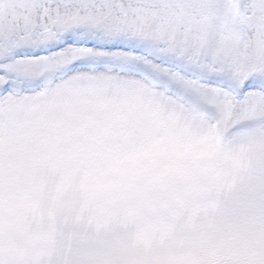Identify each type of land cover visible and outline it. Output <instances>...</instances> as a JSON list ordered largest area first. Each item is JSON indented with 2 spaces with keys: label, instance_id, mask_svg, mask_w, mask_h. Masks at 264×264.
<instances>
[{
  "label": "snow or ice",
  "instance_id": "obj_1",
  "mask_svg": "<svg viewBox=\"0 0 264 264\" xmlns=\"http://www.w3.org/2000/svg\"><path fill=\"white\" fill-rule=\"evenodd\" d=\"M105 92L264 155V0H0V183L33 102ZM249 213L264 220V192Z\"/></svg>",
  "mask_w": 264,
  "mask_h": 264
},
{
  "label": "rangeland",
  "instance_id": "obj_2",
  "mask_svg": "<svg viewBox=\"0 0 264 264\" xmlns=\"http://www.w3.org/2000/svg\"><path fill=\"white\" fill-rule=\"evenodd\" d=\"M64 99L33 102V107L24 114L22 137L18 144L36 153L34 188L37 198L32 208L25 205L21 213L7 209L5 221L0 226V243L18 247L12 241L19 240L22 234L31 233L35 228L37 264H67L65 260L71 257L76 259L91 250L96 251L95 247L101 243L97 239L93 244L88 239H81L79 243L74 242L71 236L61 238L63 235L60 232L54 235L48 233L53 230L52 226L79 225L85 229H98L106 236H103L105 240L102 241L105 249L110 245L129 242H133L131 245L135 247L134 241L139 236H144L147 231L155 236L162 224L183 225L179 230L183 231L191 219L199 221L195 227L193 255L200 256L201 264H215L205 261V248L210 254L212 249L218 252L221 262L217 264H236L225 258V246L233 242L231 238L239 239L235 248L241 245L240 250L243 253L246 251L244 256L248 263L262 264L264 237L244 228L246 217L240 213V210H249L246 206L252 204V193L262 191H249L252 180L244 181L240 176L244 172L232 164L240 165L230 163L224 171L226 155L222 150L213 154L207 149L194 148L193 143L185 141L176 132L160 129L164 125L154 122L151 115L129 106L119 105L101 114L89 97L79 99V102H61ZM42 103L47 105L39 106ZM90 122H105L110 127L109 131H102L100 135L88 130L85 137L98 145V149H91L90 154L93 156L101 151V143L111 145L115 153L107 155L105 162L107 166L118 168V172L113 175L103 176L98 168L97 173L92 175L82 164L79 166L69 161L71 152L79 151V144L75 140H78L77 131L86 128ZM187 122L194 121L188 118ZM58 132H63L67 137L72 136V140H59ZM211 139L214 143L212 136ZM130 152L135 153L133 157L122 161L121 155L126 156ZM260 161H264V155H260ZM164 162L172 167L169 172L160 170ZM173 166L176 169L174 171ZM180 198H183V202ZM1 200L4 204L3 198ZM213 206L222 208L225 220L220 224L226 227L220 238L211 244L210 239L206 242L201 240V235L205 222H215V219L203 216ZM191 209L199 215L197 218L187 215ZM134 230L140 231L138 236L133 234ZM237 230L244 235L236 234ZM180 235L182 237L183 234ZM26 240L28 242L29 238ZM78 243L79 246H76ZM11 250L4 255L8 261L12 264L28 263L25 259L18 260ZM143 251L144 248L138 247L137 262L149 264V255ZM104 256L111 264L135 263L131 258L117 253ZM165 258H162L164 264L172 263L171 259Z\"/></svg>",
  "mask_w": 264,
  "mask_h": 264
},
{
  "label": "bare ground",
  "instance_id": "obj_3",
  "mask_svg": "<svg viewBox=\"0 0 264 264\" xmlns=\"http://www.w3.org/2000/svg\"><path fill=\"white\" fill-rule=\"evenodd\" d=\"M85 95H67L62 98H65L61 102L65 101H77L79 102V99H87L89 97V101L97 106L98 111L101 114L108 113L109 109L115 108L119 105H125L129 106L131 108H134L140 112L146 113L147 115H151L154 118V122L161 123L164 126H161L160 129L164 131H174L179 136L183 137L185 141H188L190 143H193L192 145L194 148H197L199 150H205L212 151L213 154H216V150L214 151L213 148L216 147V144H213L211 142V136H213V131L211 129V126H209L206 123L203 122H187L186 117H181L178 115L173 114V108L172 105L167 101H161L156 99H151L148 97H142V96H127V97H119L115 96L112 93L105 92L102 95H88V97H84ZM62 98H56L52 97L47 101H51L52 99L61 100ZM75 98V99H74ZM90 98H94L95 100H91ZM54 103V101H53ZM47 104H40L39 106H45ZM151 118V119H153ZM155 125V123H154ZM86 128H81L79 132L77 131V149L79 151L76 153L74 151L71 152L70 157L75 161L76 163L83 162L88 165L86 167L89 171L94 173V168L97 166L98 169H100V174H103L106 176L107 174L116 173L118 172V168L114 166H107L104 164L107 160V155H111L115 153L111 145H108V143H105L104 145L101 143V151L97 153V156H93L90 154L91 149L96 147L98 149V145L85 137V134L88 130H92L94 132H97L100 135V132L102 131H109L110 127L107 126V123L105 122H90L86 125ZM210 129V130H209ZM211 131V133H210ZM59 140L66 142L72 140V136L67 137L64 135L63 132L57 133ZM192 140V141H189ZM215 143V142H214ZM213 144V147L211 146ZM72 148V147H71ZM222 150V148H221ZM23 151H27L29 154H25L28 159L29 163L27 165V168H25L21 161H23V158H27L24 156ZM223 152V151H222ZM131 153V154H130ZM128 155L123 156L125 158L133 157L134 152H130ZM224 154V153H223ZM35 151L26 150L24 147L20 144H17L16 147L13 149L11 154L10 162L5 170V175L3 178L2 183H0V226L5 221V211L7 209H11V211H18L21 212L25 205H30L34 203L35 199V192L34 187H32L31 191H29V188L25 186L24 181L28 182L29 177H34L35 173ZM260 155L256 153L249 152L246 149L238 150L235 154L232 155H226V158L223 161V169L225 171V168H227V165L230 163H235L240 166H236L234 164L233 167L237 169H241L244 174L240 175L241 178L244 181L252 180L249 185V191H262L264 190V161H260ZM250 163H257V165H252ZM172 169V167L168 164V162H164L160 166L161 171H167L169 172ZM176 170L173 166V171ZM172 171V172H173ZM221 172H219L220 174ZM260 193H252V197L250 198V202L255 201ZM3 202L2 203V199ZM180 200L183 202V198H180ZM242 201V200H241ZM245 208V207H243ZM246 208H249L246 206ZM245 208V209H246ZM201 211V210H200ZM191 209L187 215H190L192 217L197 218L199 215L196 212H193ZM192 213V214H191ZM202 213V211H201ZM222 213V214H221ZM240 213L242 216L246 217V220L243 221L244 228L254 230L257 232V234H261V236L264 237V220H261L257 216L253 217V214L249 213V210L246 209L245 212L240 210ZM205 218L215 219L213 223L205 222L203 226V232L201 235V240H204L205 242L207 239H210L211 244L212 242L220 238L222 232L224 231L226 225L220 224L224 222L225 216L222 212V208L213 206L212 208L206 210V212L203 215ZM255 218L254 220H252ZM248 220H251L249 222ZM190 224L182 231H179L181 229V226H170L166 224H162L161 227L157 229V234L153 236L152 234H149V231L144 236H139L138 240L134 241L136 246L133 247L131 244H134L133 242H129L128 244H118L115 246H110L108 248H105L104 252L101 254V257L98 258L94 254L92 257L87 258L81 256V261L79 262H73L75 261V257L72 259L65 260V263L67 264H111L107 261V259H104V255H113V254H119L125 258H131L135 263L137 264V253L138 247L144 248L143 253L149 255V264H164L165 259H171L172 263L168 264H201L199 260L201 259L199 255H193L195 253L194 250V243H195V227L198 225V222H195L194 220H189ZM188 222V223H189ZM246 222V223H244ZM142 226H140L141 228ZM139 230H134L133 234L138 236ZM250 233H253L249 231ZM182 233V237L180 235ZM236 234L244 235L241 231L237 230ZM255 234V233H254ZM236 237H238L236 235ZM28 238V237H24ZM74 240H79L77 238H71ZM243 239V238H241ZM239 239L231 238L230 241H233L229 244V246H225L226 255L225 258L230 261L231 263L236 264H250L245 260L244 253L240 250L241 245L239 244L237 248H235L236 244L238 243ZM229 241V242H230ZM122 243V242H120ZM6 244V245H5ZM217 248V245L214 246ZM213 247V248H214ZM13 249V250H11ZM11 250L16 257L21 258L22 254L25 252L31 262L34 264L38 258V252H37V246L35 243V237L34 235H31L29 237V241L27 240L22 243L18 247L9 246L8 243H0V252H2L3 256ZM206 256L204 255V259L206 262H212V263H219L221 262V259L217 256L218 252L211 250V254L208 252V250L205 248ZM203 250V251H204ZM78 259H76L77 261ZM139 264V263H138Z\"/></svg>",
  "mask_w": 264,
  "mask_h": 264
}]
</instances>
